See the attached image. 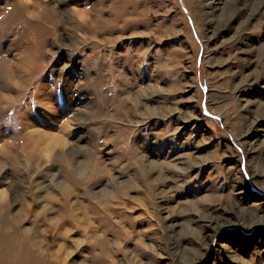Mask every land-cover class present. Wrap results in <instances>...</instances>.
Here are the masks:
<instances>
[{
    "label": "rangeland",
    "instance_id": "obj_1",
    "mask_svg": "<svg viewBox=\"0 0 264 264\" xmlns=\"http://www.w3.org/2000/svg\"><path fill=\"white\" fill-rule=\"evenodd\" d=\"M0 231V264H264V0H0Z\"/></svg>",
    "mask_w": 264,
    "mask_h": 264
},
{
    "label": "bare ground",
    "instance_id": "obj_2",
    "mask_svg": "<svg viewBox=\"0 0 264 264\" xmlns=\"http://www.w3.org/2000/svg\"><path fill=\"white\" fill-rule=\"evenodd\" d=\"M48 21V20H47ZM34 65V64H33ZM9 71V70H8ZM78 149V148H77ZM16 151V150H15ZM79 165H80V169L83 171V173H82V175L83 174H87V175H89L88 174V172L90 171V168H92L91 167V157L90 156H86V157H84L83 159L81 158L80 160H79ZM151 165V164H150ZM149 165V166H150ZM153 166V165H152ZM94 168V167H93ZM152 169H153V167L152 168H148V169H145L144 168V174H146V175H148V173L150 172V171H152ZM92 171V170H91ZM91 173V172H90ZM104 173H107V172H104ZM87 175L85 176V178H83L82 179V181L83 182H86V180H87ZM66 187V186H65ZM122 187V186H121ZM108 194V193H107ZM106 194V196H108ZM107 199H108V197H106ZM230 209V208H229ZM7 218H9L8 216L7 217H4L3 218V220H6ZM15 219V218H14ZM12 220V219H11ZM7 221V220H6ZM12 222V221H11ZM10 223V222H9ZM4 224H6V222H4ZM8 225V224H7ZM3 226V225H2ZM14 226V225H13ZM12 225H11V227H13ZM4 228V227H3ZM13 228H15V227H13ZM8 229V228H7ZM18 228H16V230H17ZM19 230V229H18ZM17 230V231H18ZM4 231V230H3ZM12 231V230H11ZM5 232V231H4ZM4 232H2V231H0V245H2L3 246V248H4V250L2 251V253L0 254V262H6L5 260L8 258V256H9V241H7V238H5V242H3V237H4ZM6 232L8 233V231L6 230ZM19 232V231H18ZM20 232H21V230H20ZM10 234V233H9ZM7 235V234H6ZM21 235V234H20ZM14 236V235H13ZM2 237V238H1ZM15 237V236H14ZM104 237V236H103ZM101 238V237H100ZM16 239V238H15ZM28 239V238H27ZM9 240H11V238L9 239ZM17 240V239H16ZM24 240V239H23ZM101 241H103V240H100V242ZM24 242V241H23ZM28 242H29V240H28ZM16 243V242H15ZM21 243H22V241H21ZM102 244H103V246L104 245H106V243L105 242H101ZM13 244V243H12ZM11 244V245H12ZM19 244V243H18ZM23 244V243H22ZM29 244V243H28ZM98 244H100V243H98ZM30 245V244H29ZM102 247V246H101ZM2 248V249H3ZM23 248V247H22ZM26 248V247H25ZM33 249H34V247H32V251L31 250H28L27 252H25V253H23V255H18V257L20 256V258H19V262H21L22 264H29V262H31V264H41V257H39V256H37V253H36V255H35V253H33ZM102 249H104V248H102ZM13 250V249H12ZM36 250V249H35ZM35 250H34V252H35ZM22 251V250H21ZM25 251V250H24ZM11 260H12V258H11ZM17 261V260H16ZM11 262V261H10ZM8 263V262H7ZM20 263V264H21ZM10 264V263H9Z\"/></svg>",
    "mask_w": 264,
    "mask_h": 264
}]
</instances>
